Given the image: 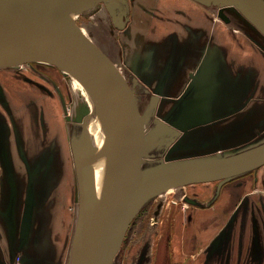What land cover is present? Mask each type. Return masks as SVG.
Listing matches in <instances>:
<instances>
[{"label":"crops","instance_id":"obj_1","mask_svg":"<svg viewBox=\"0 0 264 264\" xmlns=\"http://www.w3.org/2000/svg\"><path fill=\"white\" fill-rule=\"evenodd\" d=\"M127 3L116 47L103 53L156 93L157 110L179 131L165 160L211 156L264 138V37L240 13L194 0ZM67 76L0 69V264H16L20 252V264H65L76 189L65 83L74 87ZM257 169L222 184L208 212L214 223L199 215L150 264H215L218 253L200 251L215 223L222 227L233 214L235 238L221 242L244 244L248 253L238 247L240 258L264 264V167ZM192 245L200 253L191 259Z\"/></svg>","mask_w":264,"mask_h":264},{"label":"water","instance_id":"obj_2","mask_svg":"<svg viewBox=\"0 0 264 264\" xmlns=\"http://www.w3.org/2000/svg\"><path fill=\"white\" fill-rule=\"evenodd\" d=\"M194 1L234 9L264 37V0ZM55 2L0 0V40L26 47L18 55L0 53V69L28 62L52 65L77 81L101 114L105 139L95 145L85 134L87 116L76 125L82 128L81 134L71 137L78 206L70 264H112L130 222L150 199L191 184L218 181L220 187L261 167L264 138L211 156L165 160V153L180 133L169 122L160 120H154L155 126L146 131L159 97L153 95L146 111L140 113L125 76L80 32L74 20L61 13ZM99 4L104 5L114 27H125L127 0L77 1L72 14ZM107 143L111 147L112 168L97 190L95 165ZM157 149L162 153H152Z\"/></svg>","mask_w":264,"mask_h":264},{"label":"rangeland","instance_id":"obj_3","mask_svg":"<svg viewBox=\"0 0 264 264\" xmlns=\"http://www.w3.org/2000/svg\"><path fill=\"white\" fill-rule=\"evenodd\" d=\"M212 10L215 9L212 7ZM74 23L80 32L89 40H91L102 52L105 53L104 50H106L108 47H111V49L112 47H116V39L120 33V30L112 25L103 4H99L87 11L77 14ZM24 67H35L36 69H41L43 71L53 69L58 73H61L62 76L65 75V73L60 71L58 68H54V66L42 62H28L16 67L6 68V70L14 72L18 71L19 69H23ZM123 75L128 81L131 90L134 92L135 101L137 108H139V112L143 113L150 104V98L156 93L152 91L147 85L133 81L134 78L129 74L126 75L123 72ZM72 83L74 89L71 88V82L69 83L67 81L65 83V86L67 87L66 91L68 89V97L66 100L71 102L69 104L72 107L71 108L69 105H67L65 113V117L68 118L66 120H68L69 123L68 125L71 133L70 137H73V135H77L78 137L81 134L82 128L76 125L83 122L84 118L87 116L84 124L85 134L87 136L89 135L91 138H94V136L100 131L98 123L95 119V106L91 98L80 86V84L74 79L72 80ZM67 103L68 102H65V105ZM154 120H160L164 122L167 121L170 123V121L167 120L164 115L156 108L155 114L151 118L149 125L145 127L146 131L155 126ZM154 152L162 153V150L157 149L156 151H152V153ZM140 161L142 162V160ZM70 164L73 166L72 163ZM140 166L141 164L139 167ZM263 167L264 165H262L260 168ZM74 174H71V176ZM211 183L213 184L206 185L204 183H200L186 185L177 189H171L150 199L138 210L130 222L124 234L123 241L121 242V245L119 246V249L113 258L112 264H150L152 260L151 256H154V254L158 252L161 247H163L162 245L165 247L171 245L175 233L178 234L180 232L179 229L181 228L184 231L187 230L192 224L196 223V219L199 215L205 217V220H208L209 223H214V220H210L208 212L215 210L213 208H215V201L220 187L218 181ZM215 183L217 184L216 190ZM253 183L256 185L257 180H253ZM210 185H214L212 186V191L210 193L207 192L208 194H197V192L208 191L209 188L206 186ZM255 188L257 187H253L252 189L254 190ZM253 190L250 191V193H254ZM71 198H74L71 207V216L73 217V225L71 229H74L78 206L77 186L74 194L71 195ZM29 199L26 201L27 206L30 205ZM225 217L226 216L224 215V218ZM235 217V214H233L231 217L227 216L222 227H217V223H215V232L210 235V237L207 239V242L204 244L205 246L200 251L205 252V254L211 251L210 255H212L214 251L215 253H218L219 258H215H218L219 260L215 259V264H252L254 262L252 260H248L245 263V258L243 257L244 255L242 256L243 259L241 260L242 257L240 258V250L238 247H240L241 250L245 252V249L243 248L244 244L234 247L232 244L221 242L235 238V236H230L231 225L234 223ZM30 219L31 218L27 213L26 221L28 222V234L31 231ZM71 232L73 233V230ZM71 237L72 234H70L67 250L64 254L65 264H70ZM26 238H28V236ZM240 238L243 239V237ZM194 241L198 243L196 238H194ZM217 246L220 248L219 251L217 248L215 250V247ZM194 251H196V253ZM200 252H198L195 246L192 245L188 249V257L194 258ZM21 254L22 252H20L18 255L20 256ZM23 259L25 258L22 256V260ZM205 264H211V260L206 261Z\"/></svg>","mask_w":264,"mask_h":264},{"label":"bare ground","instance_id":"obj_4","mask_svg":"<svg viewBox=\"0 0 264 264\" xmlns=\"http://www.w3.org/2000/svg\"><path fill=\"white\" fill-rule=\"evenodd\" d=\"M53 1H56L55 5L58 6L59 10L65 17L69 18L70 20H75L76 15L72 14L73 4L81 0H53ZM25 49H26L25 45H20L17 43L15 44L8 43L6 40H0V53L1 54H4V52L5 53L10 52V53H13L14 55H18V54L24 53ZM125 81L128 83L127 80ZM95 119L100 128V131L94 136V138H92L93 143L96 145L98 142H100L101 138L105 139L104 121H103L101 114L96 109H95ZM111 168H112V153H111V147L107 143L105 149L103 150L101 154V157L99 158V160L97 161L95 165L94 182H95V188L97 190L101 189V186L103 185L104 180L109 174Z\"/></svg>","mask_w":264,"mask_h":264},{"label":"flooded vegetation","instance_id":"obj_5","mask_svg":"<svg viewBox=\"0 0 264 264\" xmlns=\"http://www.w3.org/2000/svg\"><path fill=\"white\" fill-rule=\"evenodd\" d=\"M27 224H28V222H27ZM22 262V257H21V255L19 256V255H17V257L15 258V263L16 264H20Z\"/></svg>","mask_w":264,"mask_h":264}]
</instances>
